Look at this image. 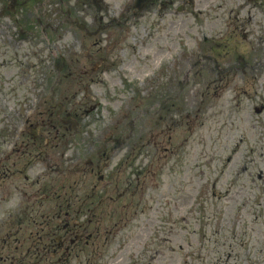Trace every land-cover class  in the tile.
<instances>
[{
  "label": "rangeland",
  "instance_id": "1",
  "mask_svg": "<svg viewBox=\"0 0 264 264\" xmlns=\"http://www.w3.org/2000/svg\"><path fill=\"white\" fill-rule=\"evenodd\" d=\"M8 1L0 264H264V0Z\"/></svg>",
  "mask_w": 264,
  "mask_h": 264
},
{
  "label": "flooded vegetation",
  "instance_id": "2",
  "mask_svg": "<svg viewBox=\"0 0 264 264\" xmlns=\"http://www.w3.org/2000/svg\"><path fill=\"white\" fill-rule=\"evenodd\" d=\"M216 1L218 2V8H220L221 7V5L222 4H225L226 2H227V0H215V3H216ZM19 1L18 0H9L8 2H7V4L5 3V5L3 6V7H1V12H3L5 9H9L10 11H13V9L16 7V6H18V5H24L25 4V0H23L22 1V3L21 4H19L18 3ZM164 2H166V3H168V4H172L171 5V9H172V11L173 12H175L177 9L176 8H180L181 9V11H183V10H185L187 7H188V9H186V12L187 13H191L192 12V9H191V7H195L196 8V5H197V1L195 0H175L174 2H173V0H164ZM175 4H177V5H175ZM243 3H239V7L240 8H243L244 7V5H242ZM212 6V5H211ZM19 9V8H18ZM216 10V5H214V6H212L210 9H209V11H215ZM222 15H224V14H222ZM197 16H199V8H198V11H196L194 14H193V17H197ZM228 17V16H227ZM226 17V18H227ZM226 25H225V29H224V31L222 32V33H224V35H227V33H228V31H227V29L230 27V26H232V23H230L229 22V20L227 19L226 20ZM74 25L75 26H77V27H81V28H83V30H84V32H86L87 33V30H89V32L90 31H93V29H92V27L91 26H89V24H87V25H82V24H80V23H74ZM257 31H262L263 30V34H264V26H259L258 27V29H256ZM235 30H233V29H231V32H234ZM89 34H91V33H89ZM230 36V35H229ZM233 36V35H232ZM232 38V37H231ZM202 39H203V41L204 42H206V41H211V43H210V45H212V40H213V37H212V35L211 34H209V36H206V35H203V37H202ZM259 43H262L263 44V46H264V40L263 41H260ZM209 45V46H210ZM198 47H200V45L198 46ZM241 60V61H243V63L245 64V61L244 60H242V58L241 57H237L236 58V60Z\"/></svg>",
  "mask_w": 264,
  "mask_h": 264
},
{
  "label": "trees",
  "instance_id": "3",
  "mask_svg": "<svg viewBox=\"0 0 264 264\" xmlns=\"http://www.w3.org/2000/svg\"><path fill=\"white\" fill-rule=\"evenodd\" d=\"M98 198H99V196H97ZM58 225L57 224H55V225H53V226H50L49 228H48V232H49V238L53 235H56V233L61 229V228H58L57 227ZM81 230H82V228H77V226H73L72 227V232H73V235H75L76 233H77V231H79V232H81ZM48 240V242H49V244H51L52 246H54V249L55 250H58V248H59V246H60V242H56V241H54V240H49V239H47ZM49 247H50V245H49ZM34 255H36V253L34 252L33 253ZM37 256V255H36Z\"/></svg>",
  "mask_w": 264,
  "mask_h": 264
},
{
  "label": "water",
  "instance_id": "4",
  "mask_svg": "<svg viewBox=\"0 0 264 264\" xmlns=\"http://www.w3.org/2000/svg\"><path fill=\"white\" fill-rule=\"evenodd\" d=\"M150 0H135L134 2V8H135V11H133V15H136L137 12H139L142 7ZM61 66V64L59 63L57 65V68H59ZM68 121H71V124L69 125V128H71L74 124H75V121H72L69 119V116L67 115L66 116V119H63V122H68Z\"/></svg>",
  "mask_w": 264,
  "mask_h": 264
}]
</instances>
